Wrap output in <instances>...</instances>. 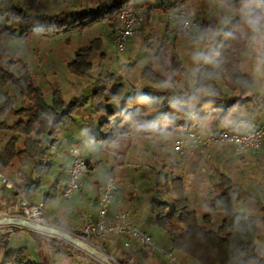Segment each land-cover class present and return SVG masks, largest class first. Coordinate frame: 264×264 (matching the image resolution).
Masks as SVG:
<instances>
[{
    "label": "trees",
    "instance_id": "1",
    "mask_svg": "<svg viewBox=\"0 0 264 264\" xmlns=\"http://www.w3.org/2000/svg\"><path fill=\"white\" fill-rule=\"evenodd\" d=\"M158 1L167 13L190 0ZM212 1L216 15L197 14L199 30L188 39L198 46L195 69L189 70L178 53L177 33L168 20L171 34L152 41L149 34L144 36L145 51L138 49L129 63H140V74L132 82L109 64L116 59L107 54L104 37L114 41L116 26L109 22L114 15L150 0H0V88L4 91L0 172L14 179L32 203L36 199L53 202L60 197L69 170L57 166L53 156L81 122L86 130L82 156L90 169L104 168L110 176L127 167L138 172L140 192L131 194L134 221L181 262L264 264V199L252 205L253 197L240 178L220 172L209 189L208 212L199 215L193 204L203 182L201 162L174 150L175 140L202 128L204 133H247L264 124V85L258 74L243 68L247 49L252 40L258 42V29L264 24V0ZM246 3L253 6L248 12L254 25L240 16L226 17V11ZM142 17L141 29L151 19L146 11ZM209 30L216 33L206 40ZM135 37L129 40V50L136 48ZM73 46L60 62L77 81L71 82L76 91L68 100L50 59L56 48ZM116 147L118 158L109 164V153ZM132 150L142 156L136 164L126 162ZM215 152L225 156L223 151ZM239 173L247 174L242 169ZM188 174L195 176L190 187ZM102 179V174L86 175L81 192L74 196L79 202L68 203L73 197L62 201L95 215L100 191H90L89 186L99 185ZM5 190L13 205L18 193ZM57 219L58 227L62 228L61 222L74 228L79 215L65 211ZM8 227L26 236L4 242L0 264H54L36 248L45 234ZM132 252L139 264L151 258L163 263L158 253L148 255L140 246Z\"/></svg>",
    "mask_w": 264,
    "mask_h": 264
},
{
    "label": "rangeland",
    "instance_id": "2",
    "mask_svg": "<svg viewBox=\"0 0 264 264\" xmlns=\"http://www.w3.org/2000/svg\"><path fill=\"white\" fill-rule=\"evenodd\" d=\"M146 8V12L150 13V23L149 25H144L142 29H140V33L135 37L137 44L136 48L134 47L132 50H129L130 44L128 42L127 49L123 53H119L116 51L114 43L110 40L104 37V46L105 50L108 55L114 56L115 61L110 62L109 64L112 65V68L121 71L123 77L127 81H134L136 78H138L140 74V63H136L134 65L129 66V63H132L134 58L136 57V51L138 49H141V52L145 51V46L142 45V40L144 36L149 34V40H160L164 34H171V27H166L167 21L169 19V15L172 13L170 12H164V10L161 8L160 3L158 0H150V3H142ZM187 12V17L192 21L196 22L195 18L197 14H200L201 16H206L209 18L210 16L216 15V4L212 0H190L183 6ZM253 6L249 3L243 4L240 7H238L236 10L233 11H226V17L230 18L233 16H240L243 21L246 22L247 25H254V23L251 22V15L250 12H248ZM171 22V20H170ZM198 24V23H197ZM263 27L258 29V42L253 43V40L251 41L250 48L247 49V56L244 58V65L243 68L246 72H254L258 74V79L262 82V85H264V60L261 58L264 56V48H263V42L260 37V33L262 31ZM199 30V24L197 26V29L192 33H177L176 37V45L178 53L185 59L186 65L189 70H194L196 67V51L198 49L197 44L194 42L188 41V39L193 36L194 34H197L196 32ZM249 32V31H247ZM216 33V31L211 32L210 30L205 36L206 40H210L212 36ZM197 37L199 35H196ZM255 42V41H254ZM59 46V45H58ZM35 46L30 47V50L33 54L36 55ZM252 47V51H251ZM194 48V49H192ZM74 50L73 47L67 48H56L55 49V55L52 57L51 60V67L56 71L57 73V79L62 82L63 86V92L65 95V98L70 100L71 94H73L76 89L71 85V82L75 83L77 82L75 78L69 76L66 74V71L64 68L60 65V62L68 56L69 53H72ZM45 51V50H44ZM46 60H49L48 54H45ZM37 65V64H36ZM123 66V68H122ZM43 67V65H42ZM46 70V67H43ZM48 77L53 80L51 77V74H48ZM3 89L0 88V100L3 97ZM85 125L83 123H79L74 129L70 132V136H67L64 140V145L61 147L60 150H58L55 155L53 156V161L56 162V165H64L66 169H69L71 158L70 154V148L72 146H80L82 150V155L86 153V147L83 143H81V140L84 137L85 134ZM200 132L204 133L205 128H202ZM216 147H211L207 149L205 152H189L186 153V155L192 159V160H200V166L199 169L203 171L202 179L203 182L200 186L199 192H198V201L194 202L193 209L197 211L199 215H203L208 212V201H209V189L211 188L212 183L216 182L219 178L220 172H225L227 174H231V171H227L230 169V162L232 158H238L234 155H231V150L227 146L222 145H214ZM118 148L116 147L112 149L109 153L108 162L109 164L113 163L112 158L116 157L118 158ZM120 149V148H119ZM216 150H220L225 152V157L228 158V161H218L216 160ZM142 159V156L138 155V150H132L129 151L126 157V162H132L133 164H136ZM238 160V159H237ZM205 164V165H204ZM227 165V166H226ZM203 166V167H202ZM138 172L134 171L131 167L123 168L120 170H115V175L110 176L104 168H97L91 172H89L87 175L91 174H102L103 179L101 180V183L97 186L90 185L89 190L93 191L94 188H98V190L101 193V188L105 179V176L112 179L116 184L118 183V180H121L123 183L117 184L118 186V192L116 193L114 197V208H111L110 206V214L117 212V210L121 211H129L131 213V218L133 223L139 227V225L134 221V214H133V199L131 198V194L135 195L140 192V188L138 186L140 178L138 177ZM16 175L19 177L20 172H16ZM236 175H232V177H235ZM245 176H242L244 178ZM187 182L188 186L190 187L191 182L194 180L195 176L194 174H188L187 175ZM143 179V178H142ZM14 182H16L14 179H11ZM84 186V185H83ZM81 192V191H80ZM79 192V193H80ZM78 193V194H79ZM77 194V195H78ZM194 196V194H193ZM60 200H62L61 197H59ZM37 203L41 202L40 199L35 200ZM79 199L72 198L69 200L68 203H78ZM10 201L5 204L3 201L0 200V211H3L7 208H9ZM68 207V206H66ZM46 209L49 214L53 216V213L51 210L49 211V207L46 206ZM68 209H72V214H80V212H91L90 209H81L77 210L75 206H69L65 211H68ZM55 210V209H54ZM70 212V211H69ZM97 212V210H96ZM56 220L57 217L53 216ZM80 224V218L78 221V224ZM60 226L63 229H69V225L63 224L60 222ZM140 228V227H139ZM141 229V228H140ZM154 229V228H153ZM153 229H149L150 231H153ZM145 232L150 233L148 230H143ZM157 231V232H156ZM155 233L159 234L158 230H156ZM24 236H26V233H23L22 231H13L8 226H0V257L1 254L4 252V242H14L18 239H22ZM155 242L157 243L156 239L153 238ZM120 240H117L116 238H107L106 241L100 240L98 242H95L98 246L102 248V250L112 256L117 264H139V262L135 261V258H133V252L131 250H128L126 248L118 246V248L115 249H109V245H112L113 242L119 244ZM160 242V241H159ZM36 248L39 250L42 254V256L47 257L50 261H52L54 264H103L100 260L94 258L90 254H88L86 251L76 248L73 245H71L68 242H64V240L58 239V237L45 234L41 238H39L38 243H36ZM158 246H162L159 243H157ZM163 248L165 246H162ZM166 249H169L165 247ZM62 250L65 253H62ZM82 254V255H81ZM148 255H150L148 253ZM176 255V254H175ZM174 255V256H175ZM177 256V255H176ZM149 258V256H148ZM178 259H180L179 256H177ZM137 260V259H136ZM163 260V263L156 262L153 258L150 260L148 259L145 262H142L140 264H168L166 260ZM188 264H192L191 262H188Z\"/></svg>",
    "mask_w": 264,
    "mask_h": 264
},
{
    "label": "built area",
    "instance_id": "3",
    "mask_svg": "<svg viewBox=\"0 0 264 264\" xmlns=\"http://www.w3.org/2000/svg\"><path fill=\"white\" fill-rule=\"evenodd\" d=\"M145 10L146 8L142 5L124 9L114 15L109 21L116 26L113 43L117 52L123 53L127 49L129 40L140 33L143 24L142 13ZM169 19L177 33H192L198 26L197 22H192L187 17L184 7L172 12L169 15ZM260 37L264 48V28L260 33ZM214 145L229 146L233 155L237 157L249 153L258 154L264 146V124L247 133H232L225 130L217 133L191 132L174 141V150L180 154L195 151L205 152ZM70 154L71 163L67 178L59 194L61 198L65 199H70L81 191L84 185V178L92 171L82 156L80 146H72ZM0 187L15 190L18 193L16 202L9 208L0 211V220L15 218L34 224L56 227L100 251H103L102 248L95 242L115 234L124 238L119 243L120 247L133 251L140 246L150 254L158 253L168 264H186L181 262L167 249L159 247L149 233L136 226L131 219L129 211L110 214V206L118 192V186L107 176H105L101 188L95 215L91 212H80V224L69 229L58 227L55 223L56 219L48 213L44 202L32 203L23 192L18 190L14 182L1 172ZM0 226L10 225L2 224ZM62 253L65 252L62 250Z\"/></svg>",
    "mask_w": 264,
    "mask_h": 264
},
{
    "label": "crops",
    "instance_id": "4",
    "mask_svg": "<svg viewBox=\"0 0 264 264\" xmlns=\"http://www.w3.org/2000/svg\"><path fill=\"white\" fill-rule=\"evenodd\" d=\"M237 159L232 158V160L230 162V165H231L230 169L227 168L228 169L227 171H231L232 175L235 174L236 176H238L240 178V180H239L240 184L244 185V187L249 190L250 195L253 197L252 199H249V203H251L252 205L253 204L255 205L259 201V198L264 199V146L258 154L249 153V154H246L243 157L237 158ZM216 160L228 161V158H226L225 156L223 157V156L217 155ZM239 169H242V171L247 172V174L241 175L239 173ZM242 176H245V177L241 179ZM6 194H7V192H6L5 188L0 187V200L3 201V203H5V204L8 203V198H7ZM114 205H115L114 202H112L111 208H114ZM46 206L49 207V211L51 210V212L53 213V216H56L60 220L61 215L65 212V210L70 205H68L67 202L66 203L63 202L58 197L53 202L47 203ZM66 206H68V207H66ZM70 210H72V209H68V211H70ZM119 211L120 210H117V212H119ZM117 212H115V213H117ZM112 214H114V213H112ZM261 230L264 234V227H261ZM58 239L64 240V239L59 238V237H58ZM122 239H124V238L121 237L119 243L122 241ZM64 242H67V241L64 240ZM118 246H119V244L113 242V244L110 247L115 249V248H118ZM135 261L139 262V259L135 258Z\"/></svg>",
    "mask_w": 264,
    "mask_h": 264
},
{
    "label": "water",
    "instance_id": "5",
    "mask_svg": "<svg viewBox=\"0 0 264 264\" xmlns=\"http://www.w3.org/2000/svg\"><path fill=\"white\" fill-rule=\"evenodd\" d=\"M2 224L21 227L27 230L36 231L42 234H49V235L62 238L66 240L68 243H70L71 245H73L74 247L86 251L88 254H90L94 258L100 260L103 264H117L114 258L110 256L109 254L86 244L82 240L74 238L71 234H69L68 232L62 229H59L56 227H49V226H45L41 224H34V223H31V222H28L22 219H15V218H10L7 220H0V225Z\"/></svg>",
    "mask_w": 264,
    "mask_h": 264
}]
</instances>
